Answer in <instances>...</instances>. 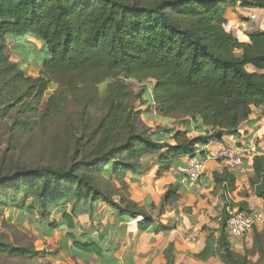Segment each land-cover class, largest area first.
Returning a JSON list of instances; mask_svg holds the SVG:
<instances>
[{
  "label": "trees",
  "instance_id": "16d2710c",
  "mask_svg": "<svg viewBox=\"0 0 264 264\" xmlns=\"http://www.w3.org/2000/svg\"><path fill=\"white\" fill-rule=\"evenodd\" d=\"M249 7L264 8V0H0V208L36 213L32 223L40 237L71 228L95 201L116 211V222L139 218L141 230H148L152 211L163 214L179 196L174 185L158 205L133 201L126 177L142 168V159L154 156L160 176L181 158L202 155L199 146L239 135L252 108H264V30L248 32L247 41L230 30L247 21L241 10ZM31 37L46 49L42 56L34 53ZM10 41L36 61L37 76L10 58ZM129 79L152 83L134 93ZM50 84L57 88L44 101ZM145 105L179 128L146 125ZM53 121L61 126L49 136ZM191 130L196 135L188 137ZM34 137L53 144L45 162L28 166L16 154L24 139ZM250 161L249 187L264 200V153ZM235 180L228 167L213 173V192L221 190L225 205L218 227L207 229L205 245L194 255L200 260L248 264L226 231L225 196L235 191ZM109 228L91 225V232H102L86 242L73 240L74 256L101 255L97 240L107 239ZM174 228L172 222L154 229ZM254 243L264 259L258 231ZM172 250L169 244L165 264H174ZM40 254L33 245L0 240V256L33 264Z\"/></svg>",
  "mask_w": 264,
  "mask_h": 264
},
{
  "label": "crops",
  "instance_id": "0c3cea01",
  "mask_svg": "<svg viewBox=\"0 0 264 264\" xmlns=\"http://www.w3.org/2000/svg\"><path fill=\"white\" fill-rule=\"evenodd\" d=\"M241 14L245 17L252 14L256 18L250 21L246 17L244 27H240L239 23L231 27L230 30L234 36L247 41L245 35L248 32L264 30V8H243ZM246 26H249V30ZM176 128H179V125ZM238 131L239 135H227L222 142L212 141L198 147L199 151H204L202 155L196 156L203 161L204 170L202 176L195 182L185 180V168L190 157L181 158L178 165L172 166L160 176L156 175L158 164L154 156H151L150 163H143V158L142 168L136 174L127 175L130 198L143 207L150 202L158 205L169 186L176 185L178 188V200L166 206L163 214L157 215L155 210L152 211L153 224L148 230H141L142 222L139 218L116 222L117 212L101 201H95L91 212L77 214L73 219V226L69 229H56L50 237H40L35 229L37 234L35 244L38 246L36 250L47 248L52 264H165L164 251L169 244H172L171 254L174 264L180 260L192 262L196 258L194 255L199 253L205 245L207 236L205 237L201 229H216L225 205V201L220 198L221 190L213 192L214 171H221L223 167H228L236 176L235 191L226 194V201H230L235 205L234 207L243 203L250 211H260L264 214V200L256 197L249 187L248 177L253 172L251 157L243 160L242 164L236 167L227 161H215L210 158L213 152L223 146L239 147L247 141L254 145L256 154L264 153V108L253 107L247 120L240 124ZM191 132L196 135L192 130L187 134L195 136ZM245 192L248 196H245ZM231 204H227V208H230ZM216 210H219L218 215H220L216 227L202 226L207 217L212 216ZM59 217L60 215L53 216L51 221ZM172 222H175V228L167 233L156 232L154 229L158 223L166 225ZM101 224L102 226L110 225L107 239L97 240L101 255L94 253L91 257L74 256L72 241L86 242L87 236L96 237L102 230L94 229L91 232L90 227ZM188 237H194V242L188 243L186 241ZM229 241L232 248L233 245L235 247L241 245V239L233 241L229 238ZM196 259L204 264H223L218 257H210L205 261Z\"/></svg>",
  "mask_w": 264,
  "mask_h": 264
},
{
  "label": "rangeland",
  "instance_id": "374dc122",
  "mask_svg": "<svg viewBox=\"0 0 264 264\" xmlns=\"http://www.w3.org/2000/svg\"><path fill=\"white\" fill-rule=\"evenodd\" d=\"M247 30H249V26ZM38 37L29 38L32 42V45L35 50V54H39L42 56L46 53V49L39 50L42 47L41 43L36 40ZM39 51V52H37ZM9 52L10 58L19 63L22 68H24L26 75L37 76L39 67L36 64V61L33 62L29 56L26 58L20 53V50L14 46V42H9ZM129 87L134 91V93H139L144 85V83H152L150 80L146 82H137L135 80L129 79L126 80ZM145 85V86H146ZM57 88L56 84H50L48 86L47 91L44 94L43 100L46 101L48 96ZM99 88L103 93L104 84H100ZM146 103V102H144ZM142 111L143 109L148 110L146 114L141 115L142 121L148 126H155V125H167L171 126H178L179 122L171 119H165L160 116H157L153 110V105H151L150 110L149 106L145 105L140 108ZM165 121V122H164ZM61 126L60 121H53L49 126V136L50 134H55L56 130ZM192 133V132H191ZM190 133V134H191ZM192 135H195L192 133ZM189 137V134H187ZM35 139H24L22 146L18 149L16 154L19 157V160H22L26 165H39L48 159L50 156L51 146L53 141L48 138H41V137H34ZM4 143L0 145V150L4 149ZM151 156L146 157L143 160V163H150ZM227 204H230V201H227ZM219 210L212 213V216L207 217L206 222L202 224L204 227H216V223L220 215H218ZM37 214L34 213L31 215L24 216L19 210L17 209H6L0 208V240L4 241L5 243L14 245V246H31L37 249V245L35 242L37 241V234L35 228L33 226L32 221H35ZM260 233V237L264 238V221L259 225V227H255L252 229L250 235L247 233L241 238V242L239 246L235 247L233 245V249L240 253L246 254L248 257V264H264V259H260L257 251V245L255 246L254 243V234L255 232ZM201 232L204 233L205 237L207 236V229H201ZM187 239V238H186ZM40 251V256L35 258L33 264H52L50 260V254L47 251V248L38 249ZM0 264H27L26 260L17 257H6L0 256ZM177 264H204V262L197 260L194 258L192 262L187 260H180Z\"/></svg>",
  "mask_w": 264,
  "mask_h": 264
},
{
  "label": "built area",
  "instance_id": "2783aa9c",
  "mask_svg": "<svg viewBox=\"0 0 264 264\" xmlns=\"http://www.w3.org/2000/svg\"><path fill=\"white\" fill-rule=\"evenodd\" d=\"M250 21H253L255 15L248 14L246 16ZM264 21V20H263ZM245 21L239 22L240 27L245 26ZM254 145L249 141L243 145L236 147L226 145L210 155V158L215 161H227L230 165L240 166L243 160L255 155ZM204 164L201 159L196 157L188 160L185 168V180L190 182L197 181L203 174ZM228 216L226 219V231L230 239L233 241L240 240L244 235L249 233L256 225L264 221V214L260 211L240 210L238 207L227 208ZM194 237H188V243L194 242Z\"/></svg>",
  "mask_w": 264,
  "mask_h": 264
}]
</instances>
